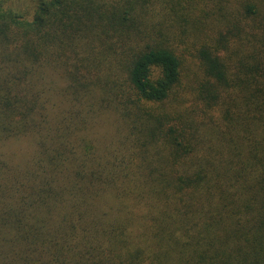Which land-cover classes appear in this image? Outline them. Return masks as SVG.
I'll use <instances>...</instances> for the list:
<instances>
[{"label": "trees", "instance_id": "obj_1", "mask_svg": "<svg viewBox=\"0 0 264 264\" xmlns=\"http://www.w3.org/2000/svg\"><path fill=\"white\" fill-rule=\"evenodd\" d=\"M29 1L0 0V264H264V0Z\"/></svg>", "mask_w": 264, "mask_h": 264}, {"label": "rangeland", "instance_id": "obj_2", "mask_svg": "<svg viewBox=\"0 0 264 264\" xmlns=\"http://www.w3.org/2000/svg\"><path fill=\"white\" fill-rule=\"evenodd\" d=\"M29 2H30L29 0H14V4L16 6H18V8H21L22 10H27ZM15 144H17V143H15ZM9 146H10V144H9ZM13 146H15V145L13 144L12 146H10V148H13Z\"/></svg>", "mask_w": 264, "mask_h": 264}]
</instances>
